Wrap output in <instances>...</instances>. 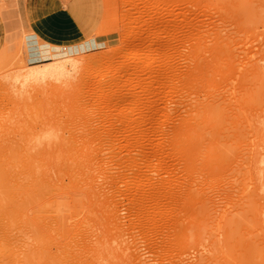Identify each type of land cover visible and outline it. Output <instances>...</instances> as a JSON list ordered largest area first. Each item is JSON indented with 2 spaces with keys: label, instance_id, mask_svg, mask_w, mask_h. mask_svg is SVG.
Wrapping results in <instances>:
<instances>
[{
  "label": "rangeland",
  "instance_id": "obj_1",
  "mask_svg": "<svg viewBox=\"0 0 264 264\" xmlns=\"http://www.w3.org/2000/svg\"><path fill=\"white\" fill-rule=\"evenodd\" d=\"M54 6L95 46L0 6V264H264V0Z\"/></svg>",
  "mask_w": 264,
  "mask_h": 264
},
{
  "label": "crops",
  "instance_id": "obj_2",
  "mask_svg": "<svg viewBox=\"0 0 264 264\" xmlns=\"http://www.w3.org/2000/svg\"><path fill=\"white\" fill-rule=\"evenodd\" d=\"M54 1L0 0V6L9 3L15 6L21 27L27 33L25 40L31 63L49 62L53 55L63 51L78 54L95 46L90 39L94 23L73 10L55 8Z\"/></svg>",
  "mask_w": 264,
  "mask_h": 264
},
{
  "label": "bare ground",
  "instance_id": "obj_3",
  "mask_svg": "<svg viewBox=\"0 0 264 264\" xmlns=\"http://www.w3.org/2000/svg\"><path fill=\"white\" fill-rule=\"evenodd\" d=\"M55 49H57V48H55ZM54 52H57V51H54ZM74 51H70V50H66V51H63V52H61V53H58L57 55H53V57L54 58H57V59H62V58H65V57H67V56H69V55H71L72 53H73ZM65 72H67V70L65 71V67H58V68H53V70H50V71H48L47 73H48V75H52V76H54L55 78L57 77H60V76H62V75H65ZM41 76H44V75H35V74H33V73H25V74H23V75H21V76H19L20 78V80L22 81V83H24V82H29V81H36V80H38L39 78H42ZM2 210V209H1ZM0 210V211H1ZM1 214H2V211H1ZM0 214V215H1ZM1 217V216H0ZM2 218H3V216H2ZM1 218V219H2ZM0 219V220H1ZM0 226H1V224H0ZM0 229H2V228H0ZM3 229H4V227H3ZM3 231V230H2ZM3 233H6V232H4L3 231ZM10 234V233H9ZM1 235H2V233H1ZM0 235V236H1ZM5 235H7V234H5ZM3 240V239H2ZM1 241V240H0Z\"/></svg>",
  "mask_w": 264,
  "mask_h": 264
}]
</instances>
